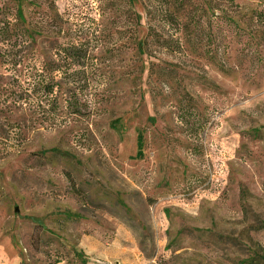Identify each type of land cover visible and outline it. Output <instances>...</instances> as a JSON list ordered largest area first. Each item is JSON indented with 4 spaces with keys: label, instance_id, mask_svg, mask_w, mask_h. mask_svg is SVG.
<instances>
[{
    "label": "rangeland",
    "instance_id": "1",
    "mask_svg": "<svg viewBox=\"0 0 264 264\" xmlns=\"http://www.w3.org/2000/svg\"><path fill=\"white\" fill-rule=\"evenodd\" d=\"M0 264H264V0H0Z\"/></svg>",
    "mask_w": 264,
    "mask_h": 264
},
{
    "label": "trees",
    "instance_id": "2",
    "mask_svg": "<svg viewBox=\"0 0 264 264\" xmlns=\"http://www.w3.org/2000/svg\"><path fill=\"white\" fill-rule=\"evenodd\" d=\"M40 76L39 74H37ZM33 85V96H31L29 99L33 101L35 107L39 112H46L49 111L50 107L55 105L56 97L54 96V88H55V82H47V81H41V79L37 78L34 80ZM75 109V108H73ZM75 112H78V110H73ZM143 155V136L141 132H138L136 137V154L135 158H141Z\"/></svg>",
    "mask_w": 264,
    "mask_h": 264
}]
</instances>
